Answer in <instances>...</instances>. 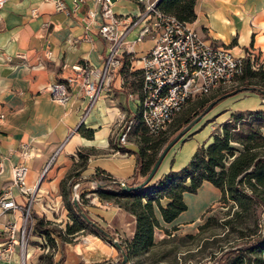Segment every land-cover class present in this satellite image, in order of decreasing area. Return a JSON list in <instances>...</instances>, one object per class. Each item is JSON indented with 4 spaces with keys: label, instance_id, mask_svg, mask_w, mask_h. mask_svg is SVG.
I'll list each match as a JSON object with an SVG mask.
<instances>
[{
    "label": "crops",
    "instance_id": "crops-1",
    "mask_svg": "<svg viewBox=\"0 0 264 264\" xmlns=\"http://www.w3.org/2000/svg\"><path fill=\"white\" fill-rule=\"evenodd\" d=\"M58 1L68 10H58ZM90 8L96 15L87 28L84 17ZM113 8L123 17L141 11L134 0H118ZM195 13L196 19L191 24L214 44L226 46L238 56H243L252 45L264 50L260 45L264 42V0H196ZM101 23L100 6L95 0H88L77 11L73 10V0H8L2 9L0 114L5 117L0 120V161L4 163L0 193L10 190L15 200L25 206V198L13 185L12 169L26 163L28 184L36 186L35 201L41 208L43 206L46 214L41 215L36 206L34 212L50 221H63L55 217L56 208L51 203H64L61 189L65 183L99 184L101 179L97 174H100L118 186L135 185L136 181L142 182L147 177L144 160L139 163V154L143 152L144 158L154 151L144 148L147 142L144 144L136 126L133 140L124 145L118 141L122 114L135 115V125L142 122L139 106L143 86L141 58L154 45L153 37L137 43L135 53L124 55L122 67L85 119L88 99L80 78L70 86L71 99L66 105L53 100L47 89L53 82L76 75L73 66L103 65L111 44L98 33ZM135 37L136 31L128 36L131 40ZM46 50L51 51V58L45 56ZM254 107L255 104L247 109ZM259 109L263 107L255 110ZM176 145L164 158L149 186L188 165L198 147L193 139L183 142L178 149ZM52 156L50 167L44 171ZM202 190L214 201L217 196L214 186L204 181L196 193ZM187 194H183L186 211L189 209ZM201 201L197 199V203ZM23 208L15 214L18 222ZM106 208L109 210L107 218L119 213L110 206ZM7 238L0 225V247ZM74 240V243L58 245L54 264L62 256L63 264H98L116 254L115 248L97 237L88 236L86 243L78 236ZM32 253L31 250L25 252V262H30ZM0 264H22L18 249L9 260L0 259Z\"/></svg>",
    "mask_w": 264,
    "mask_h": 264
},
{
    "label": "rangeland",
    "instance_id": "rangeland-1",
    "mask_svg": "<svg viewBox=\"0 0 264 264\" xmlns=\"http://www.w3.org/2000/svg\"><path fill=\"white\" fill-rule=\"evenodd\" d=\"M134 1L143 10V4ZM260 45L264 48V42ZM243 55L246 60L234 84L220 86L208 95L193 99L161 133L151 134L142 122L134 125L144 144L147 142L144 148L155 150L151 155L162 150L196 112L205 110L217 98L242 87L264 91V50L252 45ZM254 104L255 109L264 110V96L251 90L221 100L175 147L178 149L190 139L197 142L191 174L198 179L205 177L216 188L214 201L204 190L188 193L189 209L186 211L183 200L186 210L178 213L182 203L181 189L177 186L156 195L148 190L152 187L148 184L144 187L145 197H122L116 195L120 186L97 174L100 185H63L64 203H51L56 208L55 217L63 221H51L52 224L62 225L64 231L67 224H72L66 202L75 199L82 212L122 246L128 256L125 264H264V125L248 112L247 107ZM134 127L128 140L134 139ZM184 180L187 184L191 182L190 178ZM197 199L203 202L197 203ZM37 203L34 198L23 241L24 251L33 252L30 262L25 264H50L51 255L40 259L54 249L45 237L35 232V206L41 215L46 214ZM28 206L26 201L25 212ZM109 206L119 213L107 218ZM77 236L84 243L88 236L97 237L115 248L114 257L98 264L123 260L122 253L107 236L108 240L91 228ZM74 242L73 239L71 243ZM21 246L17 248L20 255Z\"/></svg>",
    "mask_w": 264,
    "mask_h": 264
},
{
    "label": "built area",
    "instance_id": "built-area-1",
    "mask_svg": "<svg viewBox=\"0 0 264 264\" xmlns=\"http://www.w3.org/2000/svg\"><path fill=\"white\" fill-rule=\"evenodd\" d=\"M7 1L0 0V22L2 9ZM87 1L73 0V10H79ZM116 1L118 0H95L100 6L102 17L98 33L111 44L103 65L73 66L76 75L67 77L65 81L53 82L47 88L53 100L66 105L71 99L70 86L80 78L84 95L88 99L83 119L122 67L124 55L135 53L136 44L148 37H153L154 45L141 58L143 86L139 106L141 120L153 135L164 131L188 102L208 95L220 86H231L241 74L246 60L244 55H235L226 46L214 44L191 23L182 22L175 16L162 12L157 6L158 0H139L144 6L143 10L127 17L115 13L113 6ZM56 5L58 10H68L61 1ZM95 15V10L88 9L84 17L87 28L92 25ZM133 31H136V37L131 40L128 36ZM45 56L51 58V51L46 50ZM18 57L24 58L23 55ZM4 117L1 113L0 120ZM119 121L118 141L124 145L136 124V117L122 114ZM28 155L26 152V156ZM53 159L54 156L48 160L44 171L50 167ZM3 169L4 163L1 160L0 173ZM28 172L26 163H20L12 169L13 185L29 202L26 212L10 190L5 189L0 193V225L8 237L0 247V259L9 260L15 249L22 245V264H25L26 259L23 241L30 207L36 197V186H30L27 181ZM22 208L23 214L18 222L15 214Z\"/></svg>",
    "mask_w": 264,
    "mask_h": 264
},
{
    "label": "trees",
    "instance_id": "trees-1",
    "mask_svg": "<svg viewBox=\"0 0 264 264\" xmlns=\"http://www.w3.org/2000/svg\"><path fill=\"white\" fill-rule=\"evenodd\" d=\"M195 3H196V0H160L157 6L162 12L173 15L182 22L191 23L196 19ZM251 91L256 93V92H259L260 90L255 89ZM190 102H192V100ZM203 111L204 110H200L196 112L187 122L190 123L197 116L202 114ZM248 112L252 116L256 117L257 120H260V123L264 125V110H254V111L249 110ZM160 152L161 150H158L156 154H153V155L150 154L149 156L144 157V158H143V152L139 154L140 155L138 159L139 163L141 164V159L144 160L145 175L149 174ZM194 157L188 163V165H186L184 168H182L181 170L177 172L168 173L164 179L157 181L151 188H148V190L155 192L156 195H159V193H164L166 191L171 190L172 187L174 186L179 187L181 189L180 200L182 204H181V208L179 209L178 213L186 210V204L183 201V194L185 192L196 193L197 190L203 184V182L206 181L205 177L198 179L191 174V166H192ZM173 177L180 179V180L178 182H175ZM185 178L186 179L190 178L191 182L187 184V182L184 180ZM139 183H141V181H136L135 184H139ZM144 191L146 192L147 189L143 188L141 190L129 191V192L123 193L122 190L118 188V192H116V195H120L122 197H141L142 198V197H145ZM66 207L69 210L70 214L72 215V224H67L65 231L61 227H55L50 220L46 219V217L39 216L35 212H33V218L35 219V224H34L35 232L45 237L46 240H48L51 246L50 248H53L55 251L58 248L59 244L68 243V242L71 243V241L77 235L86 231L88 228H91L100 237L108 240V238L103 233H101L98 229L94 228L92 225L88 224L83 219L81 214L77 211V208L73 202H71L70 200L67 201ZM50 255H51L50 264H54V252L50 253L49 255L47 254L46 256L41 255L40 259L44 257H49ZM63 261H64V256H62L59 262L56 264H63ZM115 264H122V261H118Z\"/></svg>",
    "mask_w": 264,
    "mask_h": 264
},
{
    "label": "water",
    "instance_id": "water-1",
    "mask_svg": "<svg viewBox=\"0 0 264 264\" xmlns=\"http://www.w3.org/2000/svg\"><path fill=\"white\" fill-rule=\"evenodd\" d=\"M160 0L157 1V3H159ZM250 90H254V88L252 87H242L239 89H235L232 92H229L227 94H225L224 96H221L220 98H217L216 100H214L213 102H211L206 109L202 112V114H200L199 116H197L194 120H192L190 123H188L182 130H180L178 132V134H176L166 145L165 147L161 150L157 160L155 161L153 167L151 168L149 174L147 175V177L145 178V180H143L141 183L136 184V185H128V184H120L121 190L123 193L129 192V191H137V190H141L144 187H146L154 178V176L156 175L160 165L162 164L164 158L166 157V155L168 154V152L198 123L200 122V120L213 108V106H215L220 100H223L225 98L234 96L236 94H239L241 92L244 91H250ZM263 96H264V91L260 90L259 91ZM74 205L76 206L78 212L81 214V216L83 217V219L90 225H92L94 228H97L101 233H103L105 236H107L108 238L112 239L114 246H116V248H118V250H120V252L123 255V260H122V264H125L128 261V256L124 253V250L122 248V246L112 238V236L106 232L104 229H102L101 227H99L93 220H91L87 215H85L79 204L77 203V201L74 199L73 201Z\"/></svg>",
    "mask_w": 264,
    "mask_h": 264
},
{
    "label": "bare ground",
    "instance_id": "bare-ground-1",
    "mask_svg": "<svg viewBox=\"0 0 264 264\" xmlns=\"http://www.w3.org/2000/svg\"><path fill=\"white\" fill-rule=\"evenodd\" d=\"M26 252V251H25Z\"/></svg>",
    "mask_w": 264,
    "mask_h": 264
}]
</instances>
